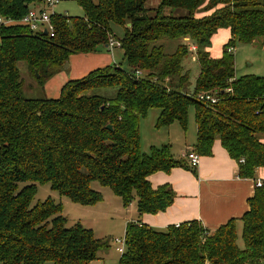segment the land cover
<instances>
[{
  "label": "trees",
  "instance_id": "trees-1",
  "mask_svg": "<svg viewBox=\"0 0 264 264\" xmlns=\"http://www.w3.org/2000/svg\"><path fill=\"white\" fill-rule=\"evenodd\" d=\"M75 1L83 17L55 13L52 37L22 25L0 27V264H92L107 246L79 224L66 227L53 200L31 206L37 184L90 206L102 200L91 189L97 182L124 208L135 202L139 216L172 205V188H152L148 177L196 168L174 159L169 145L141 151L139 124L151 109L159 111L157 129L176 122L185 131L193 107L195 154L211 156L218 140L237 163L238 178L254 179L264 168V76L235 77L230 51L264 48V0H159L153 9L148 0ZM39 2L0 0V17L19 21ZM111 25L123 28L128 71L116 65L93 70L65 83L57 99L24 96L18 63L43 88L72 55L107 52L115 37ZM221 29L230 38L214 59L211 40ZM168 42H177L170 53ZM190 46L199 67L192 91L183 65ZM112 88L111 97L98 93ZM199 94L216 103L199 101ZM238 221L242 249L236 219L214 231L196 220L162 231L129 222L118 264H264V187L255 189Z\"/></svg>",
  "mask_w": 264,
  "mask_h": 264
},
{
  "label": "rangeland",
  "instance_id": "rangeland-1",
  "mask_svg": "<svg viewBox=\"0 0 264 264\" xmlns=\"http://www.w3.org/2000/svg\"><path fill=\"white\" fill-rule=\"evenodd\" d=\"M96 1V0H93ZM159 4V0H148L146 7L148 9L156 8ZM56 14L71 17L81 18L83 17V10L75 0H60L54 8ZM111 30L115 36V40L120 41L124 36L123 28L117 25H111ZM166 44L168 48L167 52H172L173 47L177 42H168ZM222 43L220 41L214 42L211 47V53L216 54L218 50H221ZM259 45L253 44V46H240L236 45L233 50L234 55V74L235 77H241L245 75L264 76V51L259 52ZM172 50V51H170ZM107 55L112 54L115 57V63H110L107 66L116 65L124 71H128V65L123 58L122 51L115 49ZM98 54L88 55H72L68 60V67L63 68L62 74L67 77L68 80L80 79L88 73L86 66L92 61L89 57ZM184 69L189 73L190 90H193L196 77L199 73V67L196 60V56L192 53L183 62ZM18 70L23 80V94L26 98H45L44 88H40L36 85L32 77L30 76L25 63H18ZM94 67L92 70L97 69ZM91 70V71H92ZM90 72V71H89ZM60 75V74H59ZM60 77V76H56ZM115 89H102L98 91L103 96H113ZM60 96V94L58 93ZM57 96L56 98H58ZM157 109H151L147 115L140 120V144L141 151L148 153L150 147L153 146V142L156 139L164 136L165 140H170L171 144H174L173 149L178 150V146L184 142V139H191L195 134V121H194V108L188 109L186 130L183 131L178 123L174 122L168 128H156V119L158 116ZM171 149V148H170ZM171 154H172V150ZM37 192L31 206L37 203L44 202L46 199H51L56 204L61 205V214L66 219V227H72L79 224L85 229L90 230L93 233L95 239L102 240L106 243V248L100 250L97 253V260L92 264H118V260L121 256L117 252L119 244L117 241L124 239L125 227L129 222H134L136 219L135 213L129 208H124L119 197L115 196L113 192L107 188L100 186L97 182L91 184V189L101 194L102 200L90 206H82L72 202L65 196H60L57 192L50 189L49 184H37ZM134 203V202H133ZM237 245L239 248H243V243L240 238V230H237Z\"/></svg>",
  "mask_w": 264,
  "mask_h": 264
},
{
  "label": "crops",
  "instance_id": "crops-1",
  "mask_svg": "<svg viewBox=\"0 0 264 264\" xmlns=\"http://www.w3.org/2000/svg\"><path fill=\"white\" fill-rule=\"evenodd\" d=\"M229 38V30H218L211 40V47L214 42L218 41L223 46ZM240 46L248 47L253 46V44ZM210 50L212 58L216 59L221 56L222 48L216 54H212ZM262 51H264V48L259 49V52ZM108 52L96 53L98 55L89 57L92 63L86 66L85 72L92 67H98L97 69H99L108 67L107 65L111 62L115 63V57L112 54L110 57L105 54ZM91 70L89 71L91 72ZM68 81L70 80L63 76L61 72L52 77L43 87L45 98L57 99L56 97L59 96L58 93L60 94L62 86ZM195 142L196 125L194 136L189 140L184 139V142L178 146V150L173 149L174 144H171L169 139L165 140L164 136L156 139L153 146L169 145L170 150L173 151L172 156L174 159L186 160L185 155L192 151ZM237 168V163L228 156L227 152L221 147L220 142L216 140L212 147V155L200 157L199 165L195 171L179 167L173 168L167 173H153L148 177L152 188L169 185L175 193L174 201L164 212L156 215L143 214L141 216L138 215L136 203H131V210L136 217L134 222L139 221L155 230L162 231L169 226L196 220L204 228L214 231L225 225L229 220L236 219V230H240L241 234L242 226L238 220L248 210V200L253 197L255 192V181L264 180V168H260L255 172L254 179L238 178Z\"/></svg>",
  "mask_w": 264,
  "mask_h": 264
},
{
  "label": "built area",
  "instance_id": "built-area-1",
  "mask_svg": "<svg viewBox=\"0 0 264 264\" xmlns=\"http://www.w3.org/2000/svg\"><path fill=\"white\" fill-rule=\"evenodd\" d=\"M59 1L60 0H40L39 3L31 6L27 14L19 21H6L0 17V27L8 25H22L27 27L33 33H45L52 37L54 34V28L51 23V17L55 14L54 8L59 3ZM120 48V41H117L114 38H109L107 44V49L109 52ZM233 50L234 49H231L230 51ZM190 51L194 52L195 47L190 46ZM136 74L140 75V72H137ZM197 99L208 104L216 103V99L208 94H199ZM185 158L191 167L196 168L199 165L200 156L195 154L193 151L188 152L185 155ZM242 162L243 161L241 160V163ZM254 185L255 189L263 188L264 180H256ZM117 243L119 244L117 252L122 255L124 252V239L117 241Z\"/></svg>",
  "mask_w": 264,
  "mask_h": 264
},
{
  "label": "water",
  "instance_id": "water-1",
  "mask_svg": "<svg viewBox=\"0 0 264 264\" xmlns=\"http://www.w3.org/2000/svg\"><path fill=\"white\" fill-rule=\"evenodd\" d=\"M44 35H45V33H44ZM68 67V65L67 64H65L64 66H63V68L65 69V68H67Z\"/></svg>",
  "mask_w": 264,
  "mask_h": 264
}]
</instances>
